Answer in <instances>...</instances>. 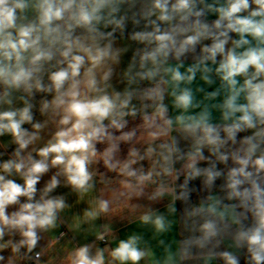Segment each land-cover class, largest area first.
I'll return each instance as SVG.
<instances>
[{
	"label": "clouds",
	"instance_id": "1",
	"mask_svg": "<svg viewBox=\"0 0 264 264\" xmlns=\"http://www.w3.org/2000/svg\"><path fill=\"white\" fill-rule=\"evenodd\" d=\"M0 264H264V0H0Z\"/></svg>",
	"mask_w": 264,
	"mask_h": 264
},
{
	"label": "crops",
	"instance_id": "2",
	"mask_svg": "<svg viewBox=\"0 0 264 264\" xmlns=\"http://www.w3.org/2000/svg\"><path fill=\"white\" fill-rule=\"evenodd\" d=\"M3 139H5V140H7V139H9L8 137H5V138H3ZM58 191H63L62 189H58ZM126 215V221H133V218L131 217V216H127V214H125ZM133 226H134V221L133 222H126V223H124L123 225H121V227H120V234L121 235H123L125 232H127V231H130L132 228H133ZM64 229H60L59 231H63ZM58 234V233H57ZM69 235H71V234H69ZM67 239V238H66ZM65 243V241H61V244H64ZM69 247H71V245H69ZM62 255L63 253L60 251V246L59 245H57V246H55V248L52 250V252H50V255Z\"/></svg>",
	"mask_w": 264,
	"mask_h": 264
}]
</instances>
